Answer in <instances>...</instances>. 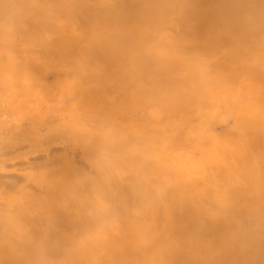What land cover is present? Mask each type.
<instances>
[{
	"label": "bare ground",
	"instance_id": "bare-ground-1",
	"mask_svg": "<svg viewBox=\"0 0 264 264\" xmlns=\"http://www.w3.org/2000/svg\"><path fill=\"white\" fill-rule=\"evenodd\" d=\"M0 264H264V0H0Z\"/></svg>",
	"mask_w": 264,
	"mask_h": 264
},
{
	"label": "rangeland",
	"instance_id": "rangeland-1",
	"mask_svg": "<svg viewBox=\"0 0 264 264\" xmlns=\"http://www.w3.org/2000/svg\"><path fill=\"white\" fill-rule=\"evenodd\" d=\"M17 178H19V177L17 176ZM17 178H16V179H14V180H17Z\"/></svg>",
	"mask_w": 264,
	"mask_h": 264
}]
</instances>
